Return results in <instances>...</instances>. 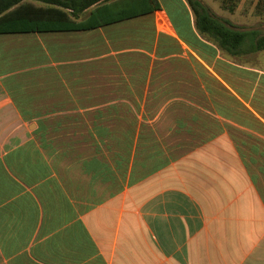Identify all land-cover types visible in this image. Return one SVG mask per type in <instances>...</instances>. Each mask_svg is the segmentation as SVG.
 Wrapping results in <instances>:
<instances>
[{
	"label": "crops",
	"instance_id": "1",
	"mask_svg": "<svg viewBox=\"0 0 264 264\" xmlns=\"http://www.w3.org/2000/svg\"><path fill=\"white\" fill-rule=\"evenodd\" d=\"M179 2L187 35L160 2L0 35V264H264V83L248 101L183 97L221 53Z\"/></svg>",
	"mask_w": 264,
	"mask_h": 264
},
{
	"label": "trees",
	"instance_id": "2",
	"mask_svg": "<svg viewBox=\"0 0 264 264\" xmlns=\"http://www.w3.org/2000/svg\"><path fill=\"white\" fill-rule=\"evenodd\" d=\"M194 15L201 43L212 56L217 52L239 58L264 51V34L236 29L212 13L201 0H185ZM234 13L237 0H221ZM158 0H0V35L85 31L160 10ZM264 15V0L258 4Z\"/></svg>",
	"mask_w": 264,
	"mask_h": 264
},
{
	"label": "rangeland",
	"instance_id": "3",
	"mask_svg": "<svg viewBox=\"0 0 264 264\" xmlns=\"http://www.w3.org/2000/svg\"><path fill=\"white\" fill-rule=\"evenodd\" d=\"M167 10L173 19L177 29L184 35L190 33L189 13L183 7L179 0H158ZM210 8L213 14L221 19L229 21L236 29L242 31H259L264 34V15L258 13V4L261 0H237V9L234 13H230L223 9L221 0H201ZM193 18V13L190 14ZM192 22V23H193ZM138 21L134 20L131 23H125L121 27L135 25ZM194 25V24H193ZM150 41V36L148 37ZM0 40H5L0 37ZM3 42V41H2ZM141 45L147 46L140 42ZM159 50L170 52H180L185 55L189 54L188 50L178 46L169 39H163L159 43ZM163 52V53H165ZM188 54H186L188 56ZM185 55V56H186ZM221 58L218 61L210 63V70L207 73V78L203 77L205 89L202 90L200 82L196 81V76L192 80L194 89L192 91L182 92L183 97L192 99L211 98L213 100L225 101L226 104L230 99L235 98L232 90L237 95L246 101L249 100L250 94L256 83L261 86L264 83V51L251 54L244 57L234 58L225 54H220ZM174 67H184L178 63ZM262 74V75H261ZM260 75L262 76L261 78ZM187 80L189 76H185ZM181 94V92H179ZM254 101L258 102L257 108L264 111V88L257 90ZM245 108V107H242Z\"/></svg>",
	"mask_w": 264,
	"mask_h": 264
}]
</instances>
